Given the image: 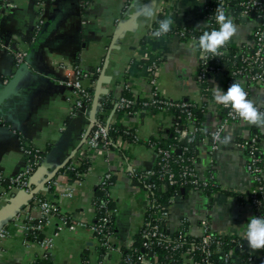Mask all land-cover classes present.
I'll return each instance as SVG.
<instances>
[{"label": "crops", "instance_id": "obj_1", "mask_svg": "<svg viewBox=\"0 0 264 264\" xmlns=\"http://www.w3.org/2000/svg\"><path fill=\"white\" fill-rule=\"evenodd\" d=\"M149 1L89 0L82 5L81 0H44L38 5L35 0H12L13 9L0 17L4 40L27 51L25 62L18 66L13 53L0 47V171L10 177L24 168L27 157L23 141L45 153L30 187L35 195L41 194L59 206L60 212L52 215L42 229L43 236L53 242L52 264H119L123 249L132 246L136 233L144 226L150 204L148 192L132 182L130 171H146L157 164L156 151L144 141L169 138V131L177 123L166 110L145 116L126 115L123 121L141 139L124 143L127 157L118 150H90L83 138L91 133L106 94L101 96L95 115L93 102L89 109L77 108L74 89L65 82L69 70L58 66L77 61L84 71H95L99 76L103 73L108 80L102 87L116 97L128 89L141 98H150L157 91L175 101L205 100L198 79L201 54L197 43L175 34L154 38L150 30L161 11L165 18L171 16L174 27L205 26L210 0H159L160 9L153 17L142 13ZM226 14L236 27L229 42L237 47L251 44L258 19L243 13L234 15L231 8ZM39 21L42 29L34 39L32 31ZM119 30L121 34L116 35ZM152 57L158 61L154 71V63L147 62ZM14 77V87L6 92V83ZM98 79L84 77L83 84L95 91ZM210 84L213 92L216 85L225 90L223 79H212ZM242 85L255 106L264 109V83ZM206 109L205 130L215 129L225 115L224 106L213 95ZM113 114L114 110L109 112L108 120L114 118ZM195 127L191 124L183 131L190 133ZM254 135L259 136L264 150V126L243 120L227 124L221 140L227 136L230 142L220 140L215 150L211 136L204 137L195 166L200 178L213 176L220 191L210 196L194 189L182 192L169 206L166 228L170 233L187 226L190 233L201 235V222L207 220L213 232L239 235L248 251H259L250 249L240 234L253 216V177L247 170V151L237 142ZM83 153L88 154L91 163L78 177L69 166L78 167ZM108 172L117 175L111 190L117 207V231L111 239L113 248L103 251L90 224L96 218L97 186ZM68 189H73L71 196L64 195ZM2 191L0 230L6 234L0 236V264H33L44 257L45 249L28 239L25 215L18 213L24 212L34 198L12 216L7 214L9 209L27 193L19 189ZM33 214L39 213L34 210ZM65 217L72 223H65Z\"/></svg>", "mask_w": 264, "mask_h": 264}, {"label": "built area", "instance_id": "obj_2", "mask_svg": "<svg viewBox=\"0 0 264 264\" xmlns=\"http://www.w3.org/2000/svg\"><path fill=\"white\" fill-rule=\"evenodd\" d=\"M3 2V6L5 9L0 12V17L11 11L14 7L12 0H1ZM42 4V3H41ZM244 7L242 13L249 15L251 12L257 13L258 24L255 27L252 34V43L250 45H243L239 48V53L230 55V45L228 42L223 48L220 49L221 55L213 56L211 53H203L200 50V66H199V74L198 79L200 83L201 93L205 96L206 92L210 90L208 85H205L208 81L212 79H223L225 91L230 86L233 81L240 82L241 84L250 83L253 85L264 83V0H245L242 2ZM210 8L209 5L206 6V9ZM213 17L210 15V18ZM207 22L208 17L206 15ZM34 29L39 32L42 29V22L39 21ZM176 35L192 40L197 43L198 39L194 35L188 36L185 32V28L181 31L176 32ZM163 37V35L161 36ZM36 37H34L35 39ZM0 47L6 49L13 53L15 64L20 66L26 60L27 51L18 46H13L11 43H7L4 41L3 36L0 34ZM241 56L242 62L245 64L240 65L239 67L232 68L230 71L228 70L229 61H233L234 58ZM156 63L153 64V67H156ZM58 67H64L69 70L66 75L65 82L70 85L74 89L75 94V105L77 108H85L89 109L94 99V91H90L83 84V78L88 77V72L82 70L80 67L75 66L73 63H66L64 65H59ZM247 92L248 99H250V93L247 88H244ZM158 92L154 91L152 96L148 98L152 104H160L161 109L165 110L167 108L176 107L180 111H182L189 119L193 116V108L199 107L202 110H206L207 103L205 101L196 102L190 100H169V99H161L158 97ZM147 104V103H145ZM119 105L122 107H131V112L134 114H139L140 110L136 106V102L134 99H129L126 97H121L119 100ZM224 106V105H223ZM225 115L222 118L221 123L209 132V135L213 139L212 149L215 150L218 148L219 141L222 138L223 132L227 124L234 121L242 120L238 114L234 112L231 107H225ZM260 111H264V109L258 108ZM107 121V122H106ZM102 120L99 119L98 116L94 122L96 125L95 131L92 133L90 137L87 138L86 142L88 148L98 149L103 148L109 150V140H108V129L110 120ZM205 131V128L195 127L194 131H182V137L187 140H191L195 138L197 131ZM219 136V139L216 137ZM104 141V144L101 145L100 142ZM144 142H147L145 140ZM237 145L244 148L248 154L247 160V170L253 177V185L250 190V202L253 208V216H264V150L260 145V141L257 135L249 139H241L237 142ZM150 147H152L157 153V163H159L163 169L160 173L161 179H167L170 184L178 183L180 180L182 183L190 184L194 186V188L198 189L200 187H207L209 185L208 179L200 178L197 169H196V159H191L190 163H184V158L180 160L174 159L173 153L170 149L160 147L156 143H151ZM23 152L27 157L26 164L24 168L18 171L16 174L6 177L2 171H0V197L4 194L2 191L3 185L2 183L7 179L9 181L7 185V192L13 190H23L26 193L31 191L30 181L34 174L36 167L43 160L44 156L41 151L35 148L28 141H23L22 145ZM179 165L180 170H176L175 166ZM71 170H75V165L71 164L69 166ZM138 170H131V172ZM154 171L152 169L146 170L147 175L153 174ZM112 173H105L101 179L100 183L102 185L107 183V180L111 177ZM73 189H68L64 195L71 196ZM33 205L27 206L26 210L18 213L19 216L22 214L25 215L26 222H24V227L27 231H42L44 223L50 219V217L56 213H59V206L53 201L44 198L43 196L34 195L33 196ZM175 198L172 199V202ZM151 204V199H150ZM149 204V205H150ZM36 210L39 214L34 215L33 212ZM113 211L105 212L103 216H101L97 223L92 222L90 224V229L97 237L101 246H104L106 249L113 248L112 237L108 224L110 222V214ZM117 212V209H115ZM163 219L168 221L169 211H164L162 213ZM65 223H72L71 219L65 217ZM81 224H85L84 222H80ZM149 225V223H144ZM202 225V233H201V248L206 250L211 247L213 244L220 245V238L227 235L222 233H217L219 235H215L210 228V225L207 220H203L201 222ZM189 230H186L185 235L189 234ZM6 231L4 229L0 230V236H4ZM99 235V236H98ZM229 236L234 234H228ZM144 236L148 237H164L170 239L171 236L163 233L161 226L156 223L154 225H150V229L144 231ZM35 242L40 243L44 249L45 254H50V251L53 247L52 239L42 238L38 239ZM180 244H176L175 247H179ZM217 246V247H218ZM239 246L242 250H247L243 240H239ZM145 253L143 255L134 257L130 254L123 256L122 260L119 264H159L158 256L154 253V251L149 250L151 244L149 242L144 243ZM149 248V249H148ZM153 252V255L150 256L148 253ZM264 249L259 250L258 252L249 251L251 262L255 259V257L261 256ZM191 264H194L193 261Z\"/></svg>", "mask_w": 264, "mask_h": 264}, {"label": "trees", "instance_id": "obj_3", "mask_svg": "<svg viewBox=\"0 0 264 264\" xmlns=\"http://www.w3.org/2000/svg\"><path fill=\"white\" fill-rule=\"evenodd\" d=\"M38 5L44 2V0H35ZM82 5H86L89 0H81ZM245 0H210L208 5L210 8L206 9V15L208 17V23L205 26H201L198 28H189L185 27V32L188 36L194 35L199 38L204 31H211L212 29L219 28V25L215 19V9L218 6H221L225 13L228 8H231L234 15H239L242 13L244 7L242 2ZM5 9L3 6V2L0 0V12ZM210 15L213 17L210 18ZM250 16H254L257 18V13L251 12ZM165 19V13L163 11L160 12L158 19L154 21L152 28L150 30V34L152 37V32L159 27L158 22L160 20ZM264 20V13H263ZM183 29V27H174L171 26V31H169L166 35L170 36L172 34L176 35V32H179ZM40 31L37 32L35 29L32 31L33 37H38ZM145 37L142 42H146ZM156 38V37H154ZM185 39V38H183ZM5 41V40H4ZM6 42V41H5ZM250 45V44H248ZM230 55L239 53V48L233 44L230 45ZM148 63H158V61L152 57L147 59ZM73 64L79 67L77 61L73 62ZM245 64L242 62L241 56L234 58L233 61H229L228 63V71L232 68L239 67L240 65ZM155 67L152 66V71H154ZM88 77L91 78L92 81H95L99 74L95 71L88 72ZM211 81H208L205 85L210 87V90L205 94V102L208 103L213 98V88L210 84ZM90 91H94L93 87L89 88ZM159 94V93H158ZM121 97H126L129 99H134L136 102V106L140 110L139 114L145 116L146 114H154L161 111L160 104H152L148 98L137 97L132 91L128 89H124L118 97L113 95V93L104 95L100 104V112L98 114V118L102 120H107L109 116V112L114 110V118L109 122L108 129V140H109V150H118L121 151L123 156L127 157L124 152L123 145L124 143H133L137 141H141L137 132L134 128H130L124 121L123 118L126 115L135 116L136 114L130 113L131 107H122L119 105V100ZM161 99H168L163 95H158ZM170 100V99H169ZM210 100V101H209ZM147 103V104H145ZM168 112H171L175 116V120L177 121L176 125L169 131V138H149L146 142L149 146L151 143H156L160 147H164L170 149L173 153L174 159L180 160L184 158V163H190L191 159H197L198 157V149L200 142L209 135L211 130L206 129L205 131H197L195 138L191 140H187V143L184 144L182 142V131L188 128L191 124H194L197 127L205 128V117L206 110H202L199 107L193 108V116L189 119L182 111L177 109L176 107H171L165 109ZM107 122V121H106ZM96 125L93 126V129L89 135L95 131ZM259 137V136H258ZM25 140V139H24ZM101 141V140H100ZM260 141V139H259ZM101 145L104 144V141L100 142ZM181 148V153H178L176 150ZM44 156L45 153L41 152ZM90 157L88 154L83 153L81 157V164L75 168V175L78 177H82L83 174L87 171L90 166ZM176 170H180V166H175ZM152 170L153 174L147 175L146 171L138 170L131 172L132 182L141 188H144L151 199V204L148 206L145 215V223H149V225L144 224V226L136 233L134 243L131 247L123 249V256L132 255L135 258L143 255L142 249L144 247L145 242H149L151 247L149 250L154 251V253L158 256L159 264H191L193 261L194 264H264V254L259 257H255L253 262L249 259L250 254L248 250H242L239 246V240L241 237L239 235H225L221 237L220 245L213 244L208 249L204 250L201 248V235H194L189 233L185 235L187 230V226L182 227L180 230L175 233H170L167 228V220L163 219L162 213L164 211H169V206L172 203L173 198H177L182 195V189L184 188L186 192L190 189L198 190L202 192L204 195H212L213 193L220 191V186L213 176L208 177L209 185L207 187H200L198 189L194 188V186L190 184L182 183L181 180L178 183L170 184L167 179H161L160 173L163 171L161 165L157 163ZM111 177L107 180V183L102 185L98 184L96 193L94 196V205L96 210V218L94 220L95 223L98 222L99 218L105 214V212L113 211L110 214V222L108 227L110 229L111 234L115 235L117 231V212H115L116 203L113 197L111 196L112 186L116 180V174L111 172ZM9 181L5 179L2 183L3 187L7 189ZM39 196H42L39 194ZM33 200L30 205H33ZM158 223L163 233L170 235L171 238H162V237H148L144 236V231L150 229V225H154ZM28 239L31 241H36L38 239L44 238L42 231H34L29 230ZM215 235H219L215 233ZM99 236V235H98ZM176 244H180L179 247H175ZM218 246V247H217ZM105 247L101 246V250L105 251ZM264 253V251H263ZM33 264H52L51 255L47 254L46 256L37 259Z\"/></svg>", "mask_w": 264, "mask_h": 264}, {"label": "clouds", "instance_id": "obj_4", "mask_svg": "<svg viewBox=\"0 0 264 264\" xmlns=\"http://www.w3.org/2000/svg\"><path fill=\"white\" fill-rule=\"evenodd\" d=\"M215 19L219 25L218 30L204 31L199 37L197 45L203 53H211L214 57L221 55L220 49L230 41L236 32L232 19L221 6L215 9ZM173 22L171 16L160 20L159 27L152 32V35L156 38L166 35L171 31ZM213 95L217 103L231 107L243 121L251 125L264 126V111H260L253 101L248 99L247 92L240 82L233 81L226 91L216 85ZM216 138L219 139V136ZM220 142L226 144L230 142V137L225 136ZM240 234L247 241L250 249H264V216L250 217L244 231Z\"/></svg>", "mask_w": 264, "mask_h": 264}, {"label": "water", "instance_id": "obj_5", "mask_svg": "<svg viewBox=\"0 0 264 264\" xmlns=\"http://www.w3.org/2000/svg\"><path fill=\"white\" fill-rule=\"evenodd\" d=\"M142 9H143L142 13H143L144 15L149 16V17H153L154 14H155V12H156V10L160 9V1H159V0H150L148 3H146V4L142 7ZM121 32H122L121 30L117 31V32H116V35H118V34L120 35ZM38 39H39V38H38ZM38 39H36L35 43L38 41ZM35 43H34V44H35ZM107 80H108V79H106V78L104 77V74L101 73L100 76H99V79H98L97 88H96L95 91H94V99H93V105H92V112H93L94 115H95L96 112H97V109H98V106H99V102H100L101 96L104 95V94H107V93H108V90L102 87V83L107 82ZM15 83H16V77H14L13 79H10V80L6 83L7 86H6L5 91H6V92H7V91L9 92V91L14 87ZM0 100H1V97H0ZM95 120H96V117H94V122H95ZM89 134H90V131H89L88 133L85 134V136H84V138H83V141H84V142H85V141L87 140V138L89 137ZM182 142H183L184 144H186V143H187V139L184 138V139L182 140ZM176 151H177L178 153H181V152H182V151H181V148H178ZM184 191H185V189L183 188V189H182V192H184ZM35 193H36L35 190H31L29 193H27L26 197H25L22 201H20V202L14 204V205L9 209V211H8L7 214H10V215H12V216H15L16 213L21 209V207H22L23 205L27 204V203H28V200L31 199V198L35 195ZM2 216H3V214L0 213V219H2ZM142 252L145 253V249H144V248L142 249ZM148 254H149L150 256H152V255H153V252L151 251V252H149Z\"/></svg>", "mask_w": 264, "mask_h": 264}]
</instances>
